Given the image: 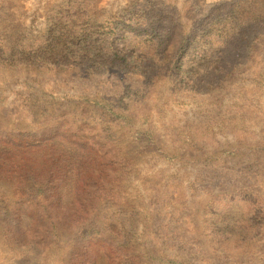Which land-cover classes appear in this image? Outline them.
Instances as JSON below:
<instances>
[{"label":"rangeland","instance_id":"obj_1","mask_svg":"<svg viewBox=\"0 0 264 264\" xmlns=\"http://www.w3.org/2000/svg\"><path fill=\"white\" fill-rule=\"evenodd\" d=\"M67 1L80 5L71 15L83 7L110 18L114 48L143 61L156 28H172L169 41L183 44L176 74L184 79L146 81L140 68L92 77L0 68V121L8 127L54 135L67 128L75 94L100 98L83 101L82 128L107 131L116 117H104L101 104L107 110L110 99L113 111L137 121L119 127L114 155L119 148L128 163L114 168L108 195L88 198L82 228H55L49 210L38 214L29 204L22 211L33 217H21L16 209L28 194L0 181V264H172L165 256L173 264H264V18L232 11L240 0H0V23L45 33L47 14ZM258 8L264 14V0ZM220 14L226 23L214 21ZM186 72L197 86L181 83ZM41 85L59 118L34 123L22 95ZM138 128L149 131L136 136Z\"/></svg>","mask_w":264,"mask_h":264},{"label":"trees","instance_id":"obj_2","mask_svg":"<svg viewBox=\"0 0 264 264\" xmlns=\"http://www.w3.org/2000/svg\"><path fill=\"white\" fill-rule=\"evenodd\" d=\"M239 2L232 11L247 14V20L255 17L264 18V14L258 8L259 0ZM74 5V1H67L55 6L47 14L45 33L37 35L14 28L10 23H0V68L10 70L29 68L40 73L77 70L87 77L112 72L129 75L132 69L140 68L146 81H154L156 76L165 74L184 79L181 74H176L179 52L183 44L169 41L173 38L172 28L166 30L162 24L156 28V35L150 44L153 50L148 54L149 59L143 61L133 55H122L114 48L113 22L108 24L104 21L110 18L100 21L87 8L82 7V11L74 12L80 19L77 20L76 15L67 13L80 9L73 8ZM75 6L80 7L79 4ZM258 11L262 14H256ZM237 19H231L232 28ZM117 20L120 18L117 17ZM214 21L227 22L222 19L221 14L215 16ZM224 32L228 35L227 31ZM170 65L173 68H170ZM219 65H223V62ZM80 67L82 71L78 70ZM180 72H185L183 67L180 68ZM184 76L186 78L182 84L197 86L198 78L193 73L186 72ZM41 87L37 93L22 95V105L27 109L25 115L34 123L59 118L54 107L55 98L43 88L44 86ZM0 96V102H3L6 97L3 93H0ZM69 97L75 102L71 105L72 108L68 107L71 115L70 120L65 122L67 128L56 130L54 135L41 136L40 132L46 128L34 131L26 127H8L2 123L4 120L0 121V181L15 183L17 186L15 195L28 194V198L21 201L16 209L21 217H33L30 210L23 213L24 204L38 209V214L49 210L51 212L49 222L55 228L62 223L82 228V208L87 206L91 196L98 197L111 192L114 168L128 163L120 157L119 148L117 156L114 155L115 147L119 143L117 135L121 134L119 127L123 124L132 127L137 122L130 113L120 114L113 111L116 106L110 99L106 102L107 110L101 104L104 117H116L110 119L107 131L101 130L102 124L82 128V124L78 122H82V114L85 112L82 110L83 101L87 100L93 104L100 98L77 94ZM11 110L12 108L4 109L5 120L12 119ZM14 121L15 124L20 122ZM135 130L134 134L141 137L149 131H143L142 128L140 131L139 128ZM122 135L125 136L127 133ZM3 199L7 200L4 196ZM90 202L92 204V201ZM164 259L165 263L175 262L168 256Z\"/></svg>","mask_w":264,"mask_h":264}]
</instances>
